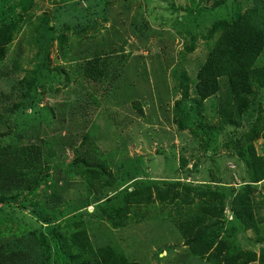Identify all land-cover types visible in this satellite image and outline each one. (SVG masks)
Listing matches in <instances>:
<instances>
[{
  "label": "rangeland",
  "instance_id": "374dc122",
  "mask_svg": "<svg viewBox=\"0 0 264 264\" xmlns=\"http://www.w3.org/2000/svg\"><path fill=\"white\" fill-rule=\"evenodd\" d=\"M220 2L0 0V149L43 151L41 187L0 207L1 242L42 249L46 220L77 252L110 248L129 264H264V52L248 93L225 77L198 94L215 23L253 6ZM178 183L156 198L152 186ZM247 185L250 230L231 210ZM202 229L213 248L196 252Z\"/></svg>",
  "mask_w": 264,
  "mask_h": 264
},
{
  "label": "trees",
  "instance_id": "16d2710c",
  "mask_svg": "<svg viewBox=\"0 0 264 264\" xmlns=\"http://www.w3.org/2000/svg\"><path fill=\"white\" fill-rule=\"evenodd\" d=\"M227 0H221V4ZM253 6L238 18L229 22L215 23L212 34L222 28V34L216 46L211 51L206 64L199 72L198 94L201 101H205L220 92L222 88L221 79L228 78L232 92L246 94L251 91L254 83L253 74L256 72L255 64L264 52V0H252ZM9 43L8 36L0 33V61L4 56L5 45ZM98 60L93 64L94 73H88V77L98 80L104 78V72L98 67ZM91 68L89 69V71ZM96 72L98 76H96ZM264 72V69H262ZM106 75V74H105ZM104 76V77H103ZM177 115L179 111L177 110ZM183 126V123L180 122ZM244 161L247 159L244 158ZM249 163V162H248ZM43 151L38 145L23 147H7L0 149V207L5 204H15L25 193L38 190L43 183ZM264 179V176L263 178ZM180 184H169L168 189L163 190L152 186L155 196L159 200L169 199L173 186ZM152 189L144 186L142 191L129 193L130 202L141 201L142 196H149ZM253 189L247 185L243 192L238 193L232 202V215L245 230L254 229L255 219L252 214L251 194ZM217 196V195H214ZM222 202V201H221ZM225 211V205L221 215ZM41 218V217H40ZM43 221V219H42ZM44 233L45 242L42 249L22 248L18 244L21 239L14 243H3L0 241V264H49L56 254L62 264H129L123 255L115 250L103 248L79 249L77 252L72 249V241L62 233L61 225L47 222ZM122 224L118 225L120 228ZM190 228V227H189ZM208 231L201 230L194 233L192 246L196 252L199 247L210 250L213 243L202 244L207 239ZM49 239L50 242L46 241ZM54 248V249H53ZM87 261H83L86 260Z\"/></svg>",
  "mask_w": 264,
  "mask_h": 264
}]
</instances>
